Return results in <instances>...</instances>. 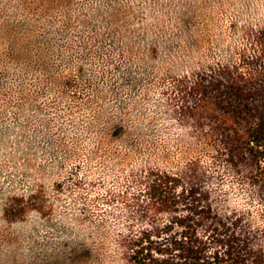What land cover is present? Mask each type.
<instances>
[{"label": "rangeland", "instance_id": "1", "mask_svg": "<svg viewBox=\"0 0 264 264\" xmlns=\"http://www.w3.org/2000/svg\"><path fill=\"white\" fill-rule=\"evenodd\" d=\"M261 21L264 0H0V264H130L119 237L139 221L117 196L209 150L171 112V77Z\"/></svg>", "mask_w": 264, "mask_h": 264}, {"label": "trees", "instance_id": "2", "mask_svg": "<svg viewBox=\"0 0 264 264\" xmlns=\"http://www.w3.org/2000/svg\"><path fill=\"white\" fill-rule=\"evenodd\" d=\"M241 35L228 60L171 77V112L209 150L176 172L144 167L117 196L139 221L119 237L130 264H264V21Z\"/></svg>", "mask_w": 264, "mask_h": 264}]
</instances>
